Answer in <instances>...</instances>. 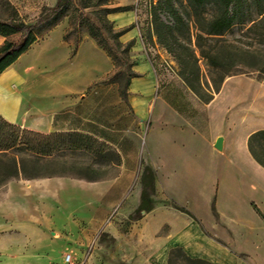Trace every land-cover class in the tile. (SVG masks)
<instances>
[{
	"label": "crops",
	"instance_id": "obj_1",
	"mask_svg": "<svg viewBox=\"0 0 264 264\" xmlns=\"http://www.w3.org/2000/svg\"><path fill=\"white\" fill-rule=\"evenodd\" d=\"M113 1L114 5H130L128 10L107 15L117 29H126L119 40L131 44L135 60V75L129 79L123 104L106 111L93 93L76 91L66 85L61 89H29L26 74L31 67L19 63L30 50L41 46L48 34L38 38L0 73V116L5 121L41 134L90 135L118 156L112 162L116 169L110 179L82 182L69 176L34 179L31 187L40 200L39 205L31 202L32 206L47 210L48 198L57 187L84 186V190L97 197V208L101 206L99 209L104 214L105 210L116 208L135 188L136 202L124 213L130 214L139 203L142 169L149 166L154 172V190L150 194L153 208L133 225L134 229L138 228L136 249L140 255L152 256L156 263L165 264L169 252L177 249L189 258L214 264H261L259 259H246L264 255V168L248 150L250 133L246 134L245 124L235 126L240 113L234 120L229 112L231 103L226 102L224 94L233 79H225L208 102L201 101L181 79L180 86L170 84L159 88L155 65L138 27L134 26L139 12L136 0ZM61 44L66 46L65 42ZM78 52L79 48L75 56ZM33 55L35 59L46 57L42 62L55 61V55ZM259 129L264 127L256 130ZM230 132L234 137L228 141ZM218 137H222V149L231 147V152L214 147ZM219 153L223 160L220 176L214 174L217 163L213 161ZM21 181H9L7 199L1 206L6 213L0 215V256L18 258L9 264H27L26 256L31 255L27 250L47 245L46 231L53 224L50 217L43 215L46 211L39 209L33 216H22L19 208L25 203L10 200L14 189L23 187ZM203 188L207 191V208L213 200L215 206L216 217L211 215L208 221H203L195 208ZM153 193L157 194V200ZM167 200L188 209L198 221L175 209ZM241 200L245 204V221L241 217ZM100 221L96 219L95 223ZM241 253L246 259L240 257Z\"/></svg>",
	"mask_w": 264,
	"mask_h": 264
},
{
	"label": "rangeland",
	"instance_id": "obj_2",
	"mask_svg": "<svg viewBox=\"0 0 264 264\" xmlns=\"http://www.w3.org/2000/svg\"><path fill=\"white\" fill-rule=\"evenodd\" d=\"M54 1L0 0V19L6 18L9 3L23 21L34 23L41 8L43 6H53ZM75 2L79 3V0H75ZM98 2L100 3L98 6L82 8L81 12L99 27L108 43V48L100 47L87 33L83 25H72L69 13L64 14L51 28L41 29L39 38L43 39L48 34L44 39V44L42 43L35 50H30L31 52L24 56L19 63L31 67L26 74L29 89L33 91L53 87L61 89L63 85H66L76 91L93 93L95 100L106 111L113 109L118 103L123 104L128 81L134 74L135 60L130 43H121L119 40V33L122 29H117L107 19L106 11L110 8H121L130 5H114L113 0H98ZM136 2L139 12L134 26L138 27L139 34L155 65L159 78V88L170 84L180 86L179 79L181 77L178 74L179 67L176 60L165 51L158 43L156 36L151 32L152 17L150 15L149 0H136ZM160 19L166 23H171L163 13H160ZM242 28L237 27L226 33L223 37L224 41L210 38L206 42V47L209 44H216L218 51L223 54L220 61L225 64V67L213 73L208 62L198 56L197 67L200 78L198 91L202 97H206L211 91V80L227 72L225 79H233L227 84L224 94L227 95L226 102L230 101L231 103L229 112L233 115L234 120H237L240 113V117L234 122L235 126L245 124L246 134H251L253 130L264 127V72L245 69V48L253 51L262 59L264 46L247 38L245 30L242 31ZM5 39L16 40L17 36L13 35L7 38L0 36V45ZM62 42H65L66 46H63ZM249 42L252 43L249 44ZM178 43L188 45L191 49L196 50L194 40L189 42L179 38ZM78 48V55L75 56ZM33 53L35 56L37 53L47 56L55 55V61L43 60L44 62H42V58L46 59V57L40 56L35 59ZM231 53L232 55L229 56ZM232 63L238 65L236 67L229 66ZM16 86L21 88L20 85ZM33 104H40V102L33 101ZM17 127L21 133L27 131V129L20 126ZM233 137V132L227 134L228 141ZM231 150V147H229V149L224 148L219 151L231 152ZM114 161L112 154L105 148H99L98 153L58 151L54 153L49 161L46 159L40 161L38 171L65 173L71 179L80 180L81 182L89 179H110L116 169L112 165ZM213 161L217 163L214 174L220 176L223 168L220 153L217 157H213ZM34 179L19 178L18 180H22L20 183L23 187H16L17 189L15 188L13 193L10 194L11 201L25 203L23 208H19L22 216H33L39 209H35L31 204V202L36 201L35 203L39 205L37 201L40 200L38 196H34V188L31 187ZM135 179L136 177H134ZM8 183L0 187V215L6 213V210L2 209L1 206L2 202L7 199ZM83 187L72 188L67 186L65 189L57 187L53 196L48 198L47 210L42 207L39 209L42 212L46 211L43 215L50 217L53 224L46 231L48 235L46 243L48 244L36 250H33L32 247L27 250L28 253H31V255L26 256L25 261L27 264H66L63 261L65 253L72 255V262L69 264H158L152 256L140 255L139 250L136 249L139 243V235L138 228L134 229L133 225L145 214L142 213L139 219H130V215L133 214L134 210L130 214H124L136 202V189H132L129 196L123 202L118 203L116 208L105 210L103 214L99 209L101 206L97 208V205H99L97 197L92 192L84 190ZM205 188H203L200 198L198 197L195 208L196 214L203 221H208L209 216L216 217V214L210 205L208 208L206 206L207 191ZM226 193L227 191L223 193L224 200H226ZM155 195L157 194L153 193V198L157 200ZM167 201L173 206L172 201ZM28 203H30V206H28ZM240 207L243 214L241 217L245 221V204L243 200H241ZM89 218L93 220L87 221ZM96 219H101L102 222L95 223ZM219 225L222 228V225ZM207 228H209L208 222ZM223 228L225 227L223 226ZM54 231L56 232L53 233ZM206 232L209 234L208 230ZM240 257L246 259L245 254L241 253ZM12 258L11 256H0V264L18 261L17 257H14L13 260ZM253 259H259L262 261L261 264H264V255L251 256L246 260L251 261ZM165 264H168V261ZM169 264L189 263L185 254L177 250L174 251Z\"/></svg>",
	"mask_w": 264,
	"mask_h": 264
},
{
	"label": "trees",
	"instance_id": "obj_3",
	"mask_svg": "<svg viewBox=\"0 0 264 264\" xmlns=\"http://www.w3.org/2000/svg\"><path fill=\"white\" fill-rule=\"evenodd\" d=\"M99 4L98 0H79V3L75 0H56L53 6L41 8L36 22L26 23L8 3L6 18L0 19V36L7 38L16 35L17 39H5L0 45V73L30 48L39 38L41 29L51 28L61 16L68 13L72 25H83L100 47L108 48V43L99 27L81 12L82 8ZM149 5L152 17L151 32L165 51L176 60L179 67L178 74L183 82L203 102H208L213 98L214 93L220 90L227 76V72H224L212 79L211 91L206 97H202L199 93L198 56L208 62L213 73L225 67V64L220 61L223 54L218 51L216 44L205 46L210 38L224 41L223 37L226 33L233 31L234 28L243 27L242 31L245 30L247 38L264 46V0H149ZM129 8L130 6L110 8L106 14L125 11ZM160 13L166 15L171 23L162 21ZM125 30L123 29L119 35ZM179 38L189 42L194 40V47L197 51L188 45H180ZM231 55L232 53L229 56ZM237 65V63H232L229 66L236 67ZM245 69L264 72V56L261 59L253 51L245 48ZM134 75L135 73L132 76ZM247 147L253 159L264 168V129L256 130L249 135ZM99 148L109 150L114 160H118V156L110 147L90 135L82 133L41 134L31 130L21 133L17 126L0 116V187L19 178L68 176L55 171L40 172L38 171L39 162L45 159L49 161L58 151L98 153ZM140 182L139 203L130 215V219H139L142 213L149 212L153 208L150 194L154 190V172L149 166L143 167ZM173 206L198 221L185 207L175 202ZM211 209L215 211L214 200L211 203ZM254 209L261 215L256 206ZM174 251L177 249L169 252L168 264ZM186 258L189 264H214L199 258L192 259L187 256Z\"/></svg>",
	"mask_w": 264,
	"mask_h": 264
},
{
	"label": "built area",
	"instance_id": "obj_4",
	"mask_svg": "<svg viewBox=\"0 0 264 264\" xmlns=\"http://www.w3.org/2000/svg\"><path fill=\"white\" fill-rule=\"evenodd\" d=\"M63 261L66 263V264H69L72 262V255L70 253H65L63 255Z\"/></svg>",
	"mask_w": 264,
	"mask_h": 264
},
{
	"label": "water",
	"instance_id": "obj_5",
	"mask_svg": "<svg viewBox=\"0 0 264 264\" xmlns=\"http://www.w3.org/2000/svg\"><path fill=\"white\" fill-rule=\"evenodd\" d=\"M214 147L218 150L222 149V137H218L214 143Z\"/></svg>",
	"mask_w": 264,
	"mask_h": 264
}]
</instances>
